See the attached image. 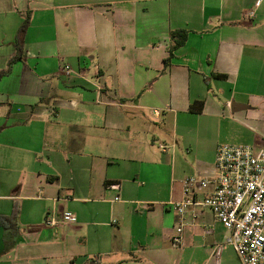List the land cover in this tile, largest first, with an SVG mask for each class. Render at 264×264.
<instances>
[{
    "label": "crops",
    "instance_id": "1",
    "mask_svg": "<svg viewBox=\"0 0 264 264\" xmlns=\"http://www.w3.org/2000/svg\"><path fill=\"white\" fill-rule=\"evenodd\" d=\"M27 16L0 75V264H241L206 207L172 245L173 202L220 143L264 145V0H0V72Z\"/></svg>",
    "mask_w": 264,
    "mask_h": 264
},
{
    "label": "built area",
    "instance_id": "2",
    "mask_svg": "<svg viewBox=\"0 0 264 264\" xmlns=\"http://www.w3.org/2000/svg\"><path fill=\"white\" fill-rule=\"evenodd\" d=\"M65 69L71 72L69 66ZM159 146L165 150V145ZM208 187L211 190L199 197V190ZM182 192L183 199L173 202L178 219L172 245L182 243L187 209L206 207L228 230L223 244L234 248L241 264H264V145L254 149L250 145L220 143L213 175L186 177ZM74 218L69 211L51 212L44 222L49 227L62 226Z\"/></svg>",
    "mask_w": 264,
    "mask_h": 264
},
{
    "label": "trees",
    "instance_id": "3",
    "mask_svg": "<svg viewBox=\"0 0 264 264\" xmlns=\"http://www.w3.org/2000/svg\"><path fill=\"white\" fill-rule=\"evenodd\" d=\"M28 16L26 17V19L22 22V24L20 25L19 29H18V33L16 36V53L15 55L8 61V65L7 68L4 71L0 72V75L6 74L10 71L11 65L17 61L20 60L22 58L23 55V36L24 33L28 27ZM171 38L174 40V44L172 45V47H170L169 49V56L167 57L169 59V57L172 55V51L183 45L186 41V37H187V31L183 30V29H178V30H174L171 32ZM166 58V60H167ZM193 108V105L191 106ZM15 217V212L11 213V215L6 216V215H0V223L1 224H5L6 222L10 221V219Z\"/></svg>",
    "mask_w": 264,
    "mask_h": 264
},
{
    "label": "rangeland",
    "instance_id": "4",
    "mask_svg": "<svg viewBox=\"0 0 264 264\" xmlns=\"http://www.w3.org/2000/svg\"><path fill=\"white\" fill-rule=\"evenodd\" d=\"M155 123H156L155 127L157 129H161L160 132H163V134H165V132L167 131L168 128L165 127L164 124H163V126L161 125V120H155ZM159 138H160V140H164L161 137H159ZM159 143H163V142L160 141ZM210 176H212V175H210Z\"/></svg>",
    "mask_w": 264,
    "mask_h": 264
}]
</instances>
